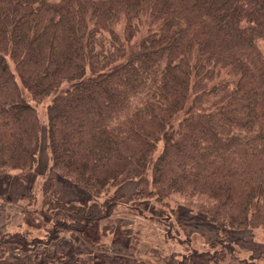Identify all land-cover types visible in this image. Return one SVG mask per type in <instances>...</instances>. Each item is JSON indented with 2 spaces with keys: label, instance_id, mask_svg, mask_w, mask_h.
Here are the masks:
<instances>
[{
  "label": "trees",
  "instance_id": "trees-1",
  "mask_svg": "<svg viewBox=\"0 0 264 264\" xmlns=\"http://www.w3.org/2000/svg\"><path fill=\"white\" fill-rule=\"evenodd\" d=\"M42 130L51 169L88 194L63 202L44 182L48 243L108 220L123 204L101 198L129 181V201L168 212L129 209L166 239L180 228L173 204L264 229V0H0V174L34 169ZM225 236L176 264H254ZM39 243L0 234V264Z\"/></svg>",
  "mask_w": 264,
  "mask_h": 264
},
{
  "label": "rangeland",
  "instance_id": "rangeland-1",
  "mask_svg": "<svg viewBox=\"0 0 264 264\" xmlns=\"http://www.w3.org/2000/svg\"><path fill=\"white\" fill-rule=\"evenodd\" d=\"M12 66V63H10ZM26 94V93H25ZM41 124L46 121L45 104L35 105ZM50 179L53 191L61 201L84 203L88 199L85 191L78 189L69 181L59 177L50 167L49 153L46 148L45 133L41 131L37 164L33 170L24 174L15 171L0 174V234L23 232L29 239L40 242L34 250L22 253L12 248L10 256L16 264H37L52 257H62L68 262L77 258H95L91 264H176L187 248L206 249L218 234L224 232V241L229 242L235 255L254 264H264V229L229 230L223 225L208 223L200 214L183 206L175 205V220L180 228L173 230L176 240L164 237V227L147 217L136 215L133 207L143 210L145 216L156 217L159 212L167 216V211L154 207L147 202L133 199L137 182L129 181L109 191L108 197L120 198L118 206L108 220L81 237L62 233L52 242L47 230L51 221L41 212L43 210L42 186ZM183 201L182 197H176ZM174 199V198H173ZM63 201V202H65ZM79 201V202H78ZM167 220V219H166ZM177 240H180L179 243ZM15 258V259H14Z\"/></svg>",
  "mask_w": 264,
  "mask_h": 264
},
{
  "label": "crops",
  "instance_id": "crops-1",
  "mask_svg": "<svg viewBox=\"0 0 264 264\" xmlns=\"http://www.w3.org/2000/svg\"><path fill=\"white\" fill-rule=\"evenodd\" d=\"M63 201H65V200H63ZM65 202H68V201H65ZM71 202L76 203L75 200H72ZM78 202H79V201H78ZM79 203H81V202H79Z\"/></svg>",
  "mask_w": 264,
  "mask_h": 264
}]
</instances>
